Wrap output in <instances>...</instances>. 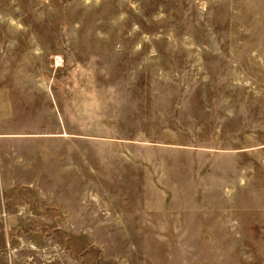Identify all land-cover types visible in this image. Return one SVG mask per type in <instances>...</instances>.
Returning a JSON list of instances; mask_svg holds the SVG:
<instances>
[{"label":"rangeland","instance_id":"obj_1","mask_svg":"<svg viewBox=\"0 0 264 264\" xmlns=\"http://www.w3.org/2000/svg\"><path fill=\"white\" fill-rule=\"evenodd\" d=\"M0 264H264V0H0Z\"/></svg>","mask_w":264,"mask_h":264}]
</instances>
